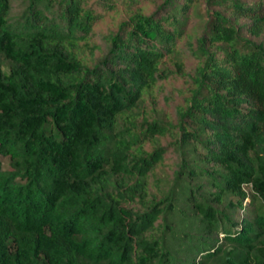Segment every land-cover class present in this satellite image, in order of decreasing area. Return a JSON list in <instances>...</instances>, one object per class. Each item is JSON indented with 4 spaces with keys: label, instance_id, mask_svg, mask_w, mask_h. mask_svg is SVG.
<instances>
[{
    "label": "trees",
    "instance_id": "1",
    "mask_svg": "<svg viewBox=\"0 0 264 264\" xmlns=\"http://www.w3.org/2000/svg\"><path fill=\"white\" fill-rule=\"evenodd\" d=\"M0 264H264V0H0Z\"/></svg>",
    "mask_w": 264,
    "mask_h": 264
},
{
    "label": "rangeland",
    "instance_id": "2",
    "mask_svg": "<svg viewBox=\"0 0 264 264\" xmlns=\"http://www.w3.org/2000/svg\"><path fill=\"white\" fill-rule=\"evenodd\" d=\"M7 165H8V161L6 160V161H5V165H4V166H5V167H7Z\"/></svg>",
    "mask_w": 264,
    "mask_h": 264
}]
</instances>
